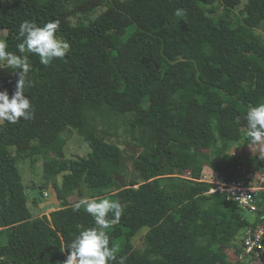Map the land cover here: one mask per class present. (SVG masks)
<instances>
[{"label":"trees","instance_id":"trees-1","mask_svg":"<svg viewBox=\"0 0 264 264\" xmlns=\"http://www.w3.org/2000/svg\"><path fill=\"white\" fill-rule=\"evenodd\" d=\"M240 4L109 0L90 19L102 0H0V40L32 65L24 95L34 113L31 120L0 123V264H63L66 245L83 229L99 227L76 205L108 194L124 209L104 229L109 248L125 241L110 264L122 257L124 264H243L236 248L251 224L235 202L200 181L206 168L215 179L237 180L242 157L224 152L233 143L243 152L261 145L247 136L244 117L249 106L264 103V42L251 40L264 22V0H247L233 14ZM78 15L85 19L73 25ZM54 19L60 21L55 35L70 45L64 59L44 66L37 55L19 52L24 21L43 26ZM16 71L0 62V91L9 98ZM106 127L123 129L141 149L130 152L139 180L95 196L90 192L115 186L122 173V151L107 142ZM67 128L83 138L87 157H64L60 134ZM49 151L57 158L44 162L41 189L51 183L61 203L33 216L17 162L30 157L33 163ZM243 156L254 165L252 153ZM170 218L175 223L168 228ZM143 228L140 251L131 239Z\"/></svg>","mask_w":264,"mask_h":264},{"label":"clouds","instance_id":"clouds-1","mask_svg":"<svg viewBox=\"0 0 264 264\" xmlns=\"http://www.w3.org/2000/svg\"><path fill=\"white\" fill-rule=\"evenodd\" d=\"M176 15H183V10H177ZM59 28L58 19L50 20L43 26L35 21H24L16 37L22 40L18 45L19 52L27 50L29 54L37 55L39 62L44 66H49L54 59H64L70 45L55 35ZM7 47L5 40H0V62H6L9 67L18 71L14 72L17 81L11 98L7 90L0 91V123L6 121L16 124L21 118L27 121L34 116L31 102L24 95L25 86H31L28 74L32 65L28 56H18L7 51ZM244 118L247 122V136L253 143H264V103L249 106ZM81 206L99 227L83 229L70 244L66 245L68 255L63 264H110L116 260L117 249L109 248V236L104 229L119 221L124 211L123 206L118 200L108 198H84L76 205L77 209ZM110 213L113 219H109ZM118 264H124L123 257Z\"/></svg>","mask_w":264,"mask_h":264},{"label":"rangeland","instance_id":"rangeland-1","mask_svg":"<svg viewBox=\"0 0 264 264\" xmlns=\"http://www.w3.org/2000/svg\"><path fill=\"white\" fill-rule=\"evenodd\" d=\"M108 2L109 0H102V5L97 7L94 11H92V13H90L91 14L90 19L95 18L97 15L103 12L106 8V5H108ZM246 3H247V0H241V4L235 10H233L232 13L238 14L239 10H241L243 5ZM220 13H221V9H218L216 11V16H219ZM82 18L85 19V17H81L78 15V16L71 18L70 22L73 25H76L78 22H80ZM132 30L133 29H129L127 31L126 36H128L132 32ZM251 34H253V39L250 38L251 40L253 41L260 40L264 42V22L261 24L259 29H255ZM106 129L110 133V136H106L107 142L117 145L122 151L121 153L122 173H120V175L116 177L117 179L116 181L118 183H116L115 186L112 185L110 188H108L107 190H103V191L94 190L90 192V194L95 195V196L100 193H106L112 190L113 188L114 189L112 191H114L117 188V185L125 186V184L128 183L130 180H133V179L139 180L138 174L137 172H135L133 163H132L134 160L133 159L134 157L130 155L129 151L126 150L127 146H134L135 143L132 141L130 136L123 133V129L121 128H118L117 131H115L113 127L111 128L106 127L105 130ZM60 138H61L62 150L64 152L65 158L87 157L88 154L90 153L89 147L87 146L83 138L78 134L76 130L67 128L64 130L62 134H60ZM243 148L244 147L241 143H233L231 145L230 151L224 152V154L230 155L234 153L238 155L239 154L244 155L246 153H249V154L252 153L251 161L254 164L252 169L256 176L263 175L264 168L261 166V163H260L261 161L260 155H261L262 148L261 147L258 148V147H255L254 145H251L248 147L249 150L246 152L245 151L243 152ZM9 151L12 153V155L16 154V149L14 147H9ZM46 156L48 158L42 157V156L35 157V161H33V163H31L32 159L30 157L25 160H21L17 162V167L22 177V183L25 186L27 207L33 216H37L41 213H50L48 211L57 208L53 205H49L46 207H40V204L50 199L49 187H48V190L41 189L42 187H45V183H46V178L44 177V162L48 161L49 159L57 158V154L54 151H49ZM203 175H206V176L211 175L209 169L206 168ZM57 179H59L60 180L59 182H61V177H57ZM222 179L223 177H221V180ZM217 180L219 181V179ZM50 185L51 183L49 184V186ZM42 192L43 193L48 192V197H46L45 195H42ZM97 198H108L110 200H113L110 194L102 196V197H97ZM72 201L75 203V202H78L79 199L77 196H74ZM35 202L37 204H35ZM243 212L248 213L249 215V212L247 211L246 212L243 211ZM174 223H175L174 219L172 220L171 218L168 223L166 222L168 228H170V225H172L171 227H174ZM147 232H148V229L143 228L135 235V237L131 239V244L133 245L134 248L140 251L144 250V236ZM124 244H125L124 238L117 239L115 241L114 247L117 249L116 253H119L122 250ZM55 264H59V263H55Z\"/></svg>","mask_w":264,"mask_h":264},{"label":"built area","instance_id":"built-area-1","mask_svg":"<svg viewBox=\"0 0 264 264\" xmlns=\"http://www.w3.org/2000/svg\"><path fill=\"white\" fill-rule=\"evenodd\" d=\"M259 147L262 148L260 163L264 167V144ZM231 156L242 157L237 166V180L227 182L223 178L218 181L210 175H202L200 181L214 185L209 193H224L227 200L235 202L242 211L249 212L246 215L254 216L251 226L241 233L236 248L237 257L243 264H264V174L256 176L252 163L246 162L242 154L232 153Z\"/></svg>","mask_w":264,"mask_h":264},{"label":"water","instance_id":"water-1","mask_svg":"<svg viewBox=\"0 0 264 264\" xmlns=\"http://www.w3.org/2000/svg\"><path fill=\"white\" fill-rule=\"evenodd\" d=\"M126 150L129 152H134V153H140L141 149L135 146H127ZM124 187V186H122ZM49 195H50V199L48 201L43 202L42 204H40V207H46L49 205H53L55 207H59L60 206V200L58 199V195L56 190L50 185L49 186ZM240 214L249 222L252 223L254 220V216H248L246 215V213H244L243 211H240Z\"/></svg>","mask_w":264,"mask_h":264},{"label":"crops","instance_id":"crops-1","mask_svg":"<svg viewBox=\"0 0 264 264\" xmlns=\"http://www.w3.org/2000/svg\"><path fill=\"white\" fill-rule=\"evenodd\" d=\"M54 209H52V210H50V211H48V212H51V211H53ZM43 214H49V213H41V214H39L40 216L41 215H43Z\"/></svg>","mask_w":264,"mask_h":264}]
</instances>
